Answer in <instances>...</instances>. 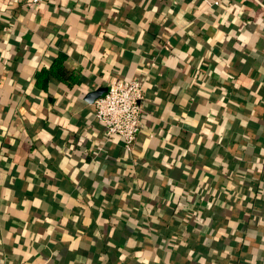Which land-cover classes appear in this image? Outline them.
<instances>
[{
    "label": "crops",
    "instance_id": "obj_1",
    "mask_svg": "<svg viewBox=\"0 0 264 264\" xmlns=\"http://www.w3.org/2000/svg\"><path fill=\"white\" fill-rule=\"evenodd\" d=\"M28 1L0 0V264H264V0ZM131 78L128 153L87 99Z\"/></svg>",
    "mask_w": 264,
    "mask_h": 264
},
{
    "label": "built area",
    "instance_id": "obj_2",
    "mask_svg": "<svg viewBox=\"0 0 264 264\" xmlns=\"http://www.w3.org/2000/svg\"><path fill=\"white\" fill-rule=\"evenodd\" d=\"M207 5H219L218 1L200 0ZM42 0H29L27 6L33 9ZM150 67L154 64L150 63ZM145 82L139 78L116 79L109 83L105 96L94 101V116L104 127V139L110 143L120 137L123 147L132 153L138 136L142 133L145 114Z\"/></svg>",
    "mask_w": 264,
    "mask_h": 264
},
{
    "label": "trees",
    "instance_id": "obj_3",
    "mask_svg": "<svg viewBox=\"0 0 264 264\" xmlns=\"http://www.w3.org/2000/svg\"><path fill=\"white\" fill-rule=\"evenodd\" d=\"M63 59V56H60L59 58L56 59L55 65L51 67L49 70L43 69L41 72L38 73L37 75V85L40 88L45 89L48 85V81L51 76H58V68L60 67L61 61ZM209 245V243H208Z\"/></svg>",
    "mask_w": 264,
    "mask_h": 264
},
{
    "label": "water",
    "instance_id": "obj_4",
    "mask_svg": "<svg viewBox=\"0 0 264 264\" xmlns=\"http://www.w3.org/2000/svg\"><path fill=\"white\" fill-rule=\"evenodd\" d=\"M108 92V88H102V89H99L93 93H91L89 96H88V101L90 103H93L95 100H97L98 98L100 97H103L105 96V94Z\"/></svg>",
    "mask_w": 264,
    "mask_h": 264
}]
</instances>
